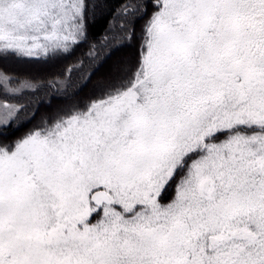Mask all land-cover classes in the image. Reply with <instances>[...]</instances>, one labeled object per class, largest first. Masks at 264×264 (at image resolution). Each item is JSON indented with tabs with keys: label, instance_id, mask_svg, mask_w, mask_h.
<instances>
[{
	"label": "snow or ice",
	"instance_id": "1",
	"mask_svg": "<svg viewBox=\"0 0 264 264\" xmlns=\"http://www.w3.org/2000/svg\"><path fill=\"white\" fill-rule=\"evenodd\" d=\"M0 264H264V0H0Z\"/></svg>",
	"mask_w": 264,
	"mask_h": 264
},
{
	"label": "trees",
	"instance_id": "2",
	"mask_svg": "<svg viewBox=\"0 0 264 264\" xmlns=\"http://www.w3.org/2000/svg\"><path fill=\"white\" fill-rule=\"evenodd\" d=\"M103 29V25L101 23H97L95 25H93L92 29H91V34L92 36H96L98 35ZM66 64H70L71 63V58H69L68 61L65 62ZM34 71L35 72H39L41 75H43V71L40 69L39 66H34Z\"/></svg>",
	"mask_w": 264,
	"mask_h": 264
}]
</instances>
